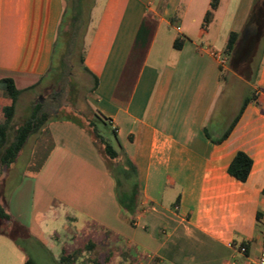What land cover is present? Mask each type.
Instances as JSON below:
<instances>
[{
	"label": "crops",
	"instance_id": "1",
	"mask_svg": "<svg viewBox=\"0 0 264 264\" xmlns=\"http://www.w3.org/2000/svg\"><path fill=\"white\" fill-rule=\"evenodd\" d=\"M66 2L0 0V80L10 78L24 92L46 73ZM209 5L92 0L83 63L97 85L88 102L136 168L133 223L89 134L71 122L49 120L39 161L24 168L13 163L0 181L11 217L0 223V264H24L29 256L21 241L42 249L48 244L57 252L56 264L66 256V264H117L122 250L130 259L121 264L256 259L264 215V0H218L204 25ZM253 6L256 15L248 22ZM141 25L147 31L136 40ZM230 32L238 38L222 64L216 54H224ZM251 38L262 48L248 73L250 62L234 54ZM10 103L0 87V122ZM115 146L119 150L116 139ZM238 151L252 161L245 181L228 173ZM240 244L245 255L236 251ZM136 247L142 252L135 259Z\"/></svg>",
	"mask_w": 264,
	"mask_h": 264
},
{
	"label": "trees",
	"instance_id": "2",
	"mask_svg": "<svg viewBox=\"0 0 264 264\" xmlns=\"http://www.w3.org/2000/svg\"><path fill=\"white\" fill-rule=\"evenodd\" d=\"M66 1L67 2L62 11L56 37L53 43L50 66L46 73L35 85L25 89V91L34 90L36 88L42 91L49 90L51 94V100H59L65 88L67 87V64L70 62L71 58L72 61L77 58L83 70L92 77V86L89 89L91 93L95 90L97 85V78L87 69L83 63V36L89 21L90 9L86 19L87 22L82 26L85 19V5L87 4L86 0ZM256 1L257 0H254V5ZM217 3L218 0H210L209 8L203 17L204 25L210 22L213 11L217 7ZM254 13L255 6L252 7V11L248 17V22L251 15ZM146 31V28L141 25L136 40H139L141 34L145 35ZM237 38L238 33H229L226 45L223 50V53L227 58L231 56ZM180 43L181 39L177 38L174 41V46L179 48L181 45ZM0 85L3 87L6 95L11 101L10 105L5 106L2 109L3 120L0 122V166L3 169H8L16 161V158L24 147L28 137L42 129L44 124H46L49 120H63L71 122L86 131L91 137L93 144L100 150L102 158L104 159L106 166L114 179L115 194L118 204L122 211L129 216L130 222L133 223L138 207L139 197L137 171L134 164L123 152L115 132L110 129L106 120L95 111H92L93 113L91 118L86 119L85 122L66 112H64V114L61 116H57V113L59 112L58 108L60 106L59 102L57 103V106H53L51 100L46 102H37L32 106L29 118L16 128L13 140L7 143V130L9 128L10 121L15 111V105L21 91L16 89L12 79L10 78L1 79ZM252 98L253 95L244 98L237 115L221 139L225 138L229 134L230 130L233 128L241 113L243 112L245 106ZM106 128L111 130V133L117 141L119 150H116L100 132V130H104ZM120 154L123 157L122 163L117 161V159L120 157ZM108 160L111 162L114 161L112 168L108 164ZM251 163L252 161L247 154L242 151H238L228 166V173L240 181H245L249 174ZM10 218L11 217L6 212L0 197V223L8 221ZM68 259L69 256L64 257L62 259V263L66 264L65 261ZM24 264L35 263L30 258H28Z\"/></svg>",
	"mask_w": 264,
	"mask_h": 264
},
{
	"label": "rangeland",
	"instance_id": "3",
	"mask_svg": "<svg viewBox=\"0 0 264 264\" xmlns=\"http://www.w3.org/2000/svg\"><path fill=\"white\" fill-rule=\"evenodd\" d=\"M85 5V16L83 25L87 22V15L90 6H92V0H86ZM248 30V29H247ZM246 30V31H247ZM250 34V32H249ZM247 36V35H246ZM245 37V36H244ZM248 38V36L246 37ZM248 41L244 40L242 45L238 48V50L234 54V59H240L243 60L247 59L250 63V68L245 67L244 71L250 73V71H253V67L258 65L260 57H261V48L262 44H258L254 42V39L251 38ZM262 42L264 41V35L261 36ZM223 56L227 57L225 54ZM233 57V56H232ZM72 59V58H71ZM70 59V62H68V77L66 81L68 82L67 87L65 88L64 92L62 93V96L59 100H51V94L49 90L42 91L39 89L34 90H27L24 92H21L18 96L16 105H15V111L12 116V119L10 121L9 128L7 130V143L11 142L14 138L16 128L21 125L25 120L29 118V115L31 113L32 106L37 102H46V101H52L53 106H57V103H60V106L58 108L59 112L57 113V116H61L64 114V112L74 115V117L81 119L82 121H86V119H90L92 116V108L89 105L88 97L91 94L89 89L92 86V79L91 77L83 70L79 60L76 58L74 61ZM234 60V61H235ZM0 87H2L0 85ZM3 88V87H2ZM51 117V116H50ZM46 124L42 127L41 130L31 134L26 143L24 144V147L18 154L16 161L14 162V165H17L18 167H23V164L29 163V161H36V163L39 161L40 156H37L38 149H45L48 146V140H47V133L45 129ZM102 135L105 139H107L113 147L117 148L115 146V139L113 134L111 133V130L108 128L104 130H100ZM118 162H123V157L120 154V157L117 159ZM113 162L108 160V164L112 168L114 165ZM11 169L7 171L6 169H3L0 166V181L2 180V177H5L9 173L11 174ZM3 228V227H1ZM6 232L10 236H14L11 229H6ZM103 238V236H102ZM22 246L25 248L26 252L28 253L29 258L35 263V264H56L54 261L56 257V251L49 246L46 245L45 249H42L41 244L37 243H26L24 241H21ZM139 248L136 247V252H133V256L136 259V254L141 253ZM127 260V262L130 259V254L128 252H125L122 250L119 253L118 256V262L117 264H121L122 261ZM134 261V260H133ZM129 263V262H128Z\"/></svg>",
	"mask_w": 264,
	"mask_h": 264
},
{
	"label": "built area",
	"instance_id": "4",
	"mask_svg": "<svg viewBox=\"0 0 264 264\" xmlns=\"http://www.w3.org/2000/svg\"><path fill=\"white\" fill-rule=\"evenodd\" d=\"M220 63L224 64L226 58L222 54H216ZM236 251L242 255L246 254V247L243 244L236 246ZM247 264H264V215L262 223L261 238L259 242L258 255L255 260H250Z\"/></svg>",
	"mask_w": 264,
	"mask_h": 264
}]
</instances>
